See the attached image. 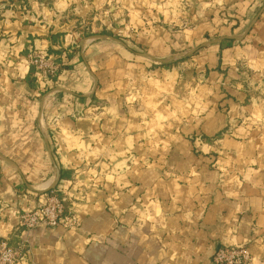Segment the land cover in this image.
I'll list each match as a JSON object with an SVG mask.
<instances>
[{
	"label": "crops",
	"instance_id": "crops-1",
	"mask_svg": "<svg viewBox=\"0 0 264 264\" xmlns=\"http://www.w3.org/2000/svg\"><path fill=\"white\" fill-rule=\"evenodd\" d=\"M263 6L0 0V241L29 240L18 264H216L226 246L264 264V11L243 36ZM58 172L79 225L22 231Z\"/></svg>",
	"mask_w": 264,
	"mask_h": 264
},
{
	"label": "built area",
	"instance_id": "built-area-1",
	"mask_svg": "<svg viewBox=\"0 0 264 264\" xmlns=\"http://www.w3.org/2000/svg\"><path fill=\"white\" fill-rule=\"evenodd\" d=\"M85 30L88 34H93L88 26H85ZM56 57L50 53L33 51L30 62L43 78L53 79L61 69V63L56 62ZM61 191L59 188L51 190L45 203L22 211L19 217L22 231H32L41 225L51 228L79 225L77 217L67 205V198L60 195ZM29 254V240H21L16 245L0 241V264H18L29 258ZM213 260L216 264H253V256L247 246L219 248L214 253Z\"/></svg>",
	"mask_w": 264,
	"mask_h": 264
},
{
	"label": "water",
	"instance_id": "water-1",
	"mask_svg": "<svg viewBox=\"0 0 264 264\" xmlns=\"http://www.w3.org/2000/svg\"><path fill=\"white\" fill-rule=\"evenodd\" d=\"M263 11H264V6H263L262 9L260 10V12H259V14L256 16V18H255V19L249 24V26H248V28H247V30L245 31V33H244L243 36H246V35L249 33V31L252 29V27H253L255 21H256L257 18L262 14ZM220 40H221V38H218V39H216L214 42H218V41H220ZM177 58H178V57L176 56V57H173V58L170 59V60H176ZM170 60H169V61H170ZM166 61H167V60H166ZM59 180H60V175H59V172H58L57 177H56V180L54 181V183H53V185L51 186L50 189L55 188V187L57 186V184L59 183Z\"/></svg>",
	"mask_w": 264,
	"mask_h": 264
},
{
	"label": "trees",
	"instance_id": "trees-1",
	"mask_svg": "<svg viewBox=\"0 0 264 264\" xmlns=\"http://www.w3.org/2000/svg\"><path fill=\"white\" fill-rule=\"evenodd\" d=\"M86 35L88 36V35H90V34H86ZM91 35H110V33L105 32V31H103V32H101V33H99V32H93V34H91Z\"/></svg>",
	"mask_w": 264,
	"mask_h": 264
}]
</instances>
